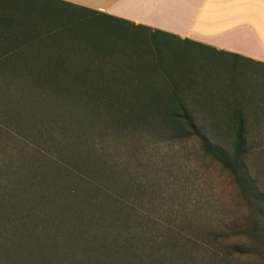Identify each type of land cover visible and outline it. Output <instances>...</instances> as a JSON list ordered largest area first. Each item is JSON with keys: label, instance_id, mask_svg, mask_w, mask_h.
Masks as SVG:
<instances>
[{"label": "rangeland", "instance_id": "1", "mask_svg": "<svg viewBox=\"0 0 264 264\" xmlns=\"http://www.w3.org/2000/svg\"><path fill=\"white\" fill-rule=\"evenodd\" d=\"M3 4L16 17L11 20L16 42L34 38L42 47L54 44L57 59L78 67L80 81L119 82L111 85L118 90L125 87L118 92H125L136 104L119 113L100 110L93 95L80 90L76 119L65 122L77 148L91 149L97 180L105 183L104 188L120 189L119 196L131 211L125 225H114V218L98 223L48 220L43 226L39 222L41 231H36L16 224L0 209V264H264V203L248 199L230 171L205 152L198 136L178 137L175 132L181 124L171 126L158 111L160 99L187 96L183 99L201 130L229 155L234 152L236 116L245 117L249 151L244 160L264 191V68L223 64L216 56L203 58L199 50L193 52L170 38L146 36L123 21L56 0H4ZM56 54L23 52L21 58ZM5 74L0 72V99L9 89L10 98L23 95L36 106L31 84L22 77V82L20 78L2 82L11 77ZM34 104L30 111L37 112L36 119L20 120L30 134L24 140L39 151L36 158H58L48 147L52 142H45V126L56 123L48 119L50 108L36 109ZM0 108L17 110L15 103ZM41 110L47 111L46 119ZM2 114L0 110V126ZM7 139L3 136V141ZM1 144L0 135V150ZM7 159L0 151V168ZM6 170L14 176L12 169ZM104 172L109 175L101 178ZM2 182L0 170V189L9 190L11 182L4 188ZM116 231L121 238L140 242V232L152 236L150 240L167 237L172 244L187 245L191 254L175 252L165 259L128 245L121 248L116 239L110 240ZM235 244H241V251L232 250ZM212 245L220 247V254H203ZM184 254L189 260L183 259Z\"/></svg>", "mask_w": 264, "mask_h": 264}, {"label": "trees", "instance_id": "2", "mask_svg": "<svg viewBox=\"0 0 264 264\" xmlns=\"http://www.w3.org/2000/svg\"><path fill=\"white\" fill-rule=\"evenodd\" d=\"M23 52L33 51L0 50V72L4 74L7 72L6 74L11 76L7 79L3 78L2 82L9 80L10 84L16 78H20L19 80L21 77L24 78L34 88L33 97H35L37 106L23 95L19 97L14 95L16 98L11 97L12 100L9 89H4L2 92L0 105L9 106L15 103L17 110L8 109L5 112L0 108L3 113L0 126L2 139L0 151L8 158L2 160L3 164L0 168L5 181V183L2 182V187L6 185V182L9 184L11 182L9 190L0 189L2 205L0 209L5 215L10 214L16 224L30 225L36 231H41V227L38 226L39 222H42L41 226H43L48 220L53 222L94 221L98 223L103 219L114 218L116 220L114 225H125L126 217L131 216V211L127 208L125 200L119 196L120 189L116 191V187L115 190L104 188L102 183H105L101 179H99L101 182L97 180L93 165L95 159L90 153L91 149L87 147L86 151H80L77 148L74 143V135L65 128V122L67 120L73 122L76 119V102L80 90L84 95L88 93L93 95L92 100H95L97 109L107 108L115 113L134 108L136 100L127 98L124 95L125 92H118L126 90L125 87H119L118 90V86L115 88L111 85L119 82H90L91 80L88 79L80 81L76 72L78 67L71 64L57 65L62 62L56 61L57 55L48 58H43L40 55V57L29 60L21 58ZM116 78L120 80L119 77ZM99 80L103 81V79ZM18 82H22V80ZM158 102L160 104L158 111L161 112L166 123L173 127L177 123L181 124L177 130L175 128L178 137L198 136L205 152L219 160L230 171L244 195L253 202L264 203V191L252 176L250 168L244 160L249 151L247 142L249 129L246 126L245 117L236 116L234 152L229 155L201 130L183 98L160 99ZM31 104H34L36 109L46 108L47 110L50 108L48 119H54L56 123L45 126L47 133L45 142L47 144L48 141L52 142V144H48V147L55 149L58 158L47 155L36 158L39 151L33 149L24 140L30 138V134L27 133L29 130L22 125V121H25L27 117L31 119L30 116L35 118L33 115L37 113L30 111ZM35 107L33 108L35 109ZM46 110L44 112L41 110L45 119ZM20 120L22 121L20 122ZM3 136L8 139L3 141ZM17 139L20 140L16 142ZM11 140L14 142L11 143ZM29 158L31 160L26 161ZM7 168L14 171L13 177H9ZM108 175L109 172H104L101 178H106ZM113 184L111 186L114 187L115 183ZM119 184L121 187L125 185L124 182H119ZM56 185H61V188L55 189ZM9 203L11 207L8 209ZM262 216H264V210H262ZM240 229L241 227L235 230ZM140 234L142 235L141 242L131 240L129 237L121 238L119 231L112 233L111 238L106 232H101L100 235L105 236L106 239H116L121 248L128 245L133 251H141L143 254H160L159 258L165 257L166 254H176L175 252L179 254L182 251L191 254L184 243L172 244L167 237L160 241L150 240L152 236L142 232ZM96 237L98 236L96 235ZM232 247L233 251L242 249L241 244H235ZM219 250L220 247L212 245L203 254H220ZM186 254L183 259L189 260Z\"/></svg>", "mask_w": 264, "mask_h": 264}, {"label": "crops", "instance_id": "3", "mask_svg": "<svg viewBox=\"0 0 264 264\" xmlns=\"http://www.w3.org/2000/svg\"><path fill=\"white\" fill-rule=\"evenodd\" d=\"M56 1L123 21L134 29H142L146 36L170 38L193 52L199 50L203 58L216 56L223 64L264 68V0ZM15 19L7 4L0 6V50H48L59 55L54 44L42 47L34 38L26 39L24 44L16 42V34L11 32V20ZM56 61L60 60L56 58ZM57 65L68 64L59 62ZM122 81L126 82L124 78ZM175 97L188 98L184 95Z\"/></svg>", "mask_w": 264, "mask_h": 264}]
</instances>
